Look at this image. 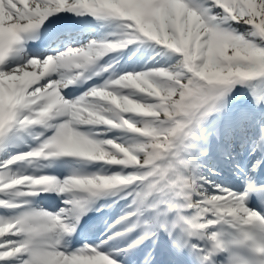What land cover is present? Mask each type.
<instances>
[{
  "label": "snow or ice",
  "instance_id": "1",
  "mask_svg": "<svg viewBox=\"0 0 264 264\" xmlns=\"http://www.w3.org/2000/svg\"><path fill=\"white\" fill-rule=\"evenodd\" d=\"M0 264H264V0H0Z\"/></svg>",
  "mask_w": 264,
  "mask_h": 264
}]
</instances>
